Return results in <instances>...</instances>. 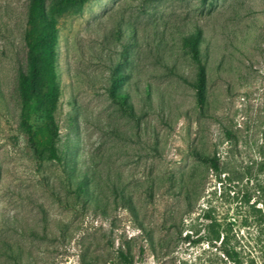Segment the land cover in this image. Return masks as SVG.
<instances>
[{
    "label": "rangeland",
    "instance_id": "1",
    "mask_svg": "<svg viewBox=\"0 0 264 264\" xmlns=\"http://www.w3.org/2000/svg\"><path fill=\"white\" fill-rule=\"evenodd\" d=\"M27 4L0 0V264H122L119 250L133 264H264V0H88L59 18L58 146L76 148L100 205L78 199L65 166L21 131ZM118 20L136 30L127 58L152 91L150 104L133 97L134 117L108 95L124 56ZM193 26L220 64L206 113L177 34ZM193 152L216 155L220 171ZM214 229L223 244L208 241Z\"/></svg>",
    "mask_w": 264,
    "mask_h": 264
},
{
    "label": "trees",
    "instance_id": "2",
    "mask_svg": "<svg viewBox=\"0 0 264 264\" xmlns=\"http://www.w3.org/2000/svg\"><path fill=\"white\" fill-rule=\"evenodd\" d=\"M87 1L28 0L24 31V42L27 49L26 67H19L17 74L20 97L19 119L21 131L27 141L33 146L46 149L51 160L65 166L67 181L74 195L89 205H100V194L102 193L100 182L90 175L89 170L77 167L75 157L78 153L74 146H58L59 127L54 119L60 97L57 62L58 21L67 13L80 11ZM178 31L181 47L195 67L194 81L188 83L194 90L197 108L200 112L206 113L209 109L207 86L210 74L215 70L218 73L220 64H217V67L213 66L210 41L207 40L204 30L199 26L178 28ZM112 33L119 42L124 56L120 58L121 61L110 67L108 95L124 113L134 117L133 97L138 96L143 103L150 104L152 91L149 84H142L139 78L134 79V72L127 58L129 50L137 43L135 28H125L118 20ZM259 44L264 45V41H260ZM122 63L126 66H122ZM76 122V115L70 114L69 127L73 128ZM226 133L231 135L228 130ZM193 156L214 172L220 171L219 158L216 155L193 152ZM122 200L127 202L124 197ZM209 219L212 227L215 222L210 216ZM213 232V238L208 241H218L223 244L222 231L214 229ZM222 253L231 262H236L233 252L223 248ZM118 256L122 264H133L127 252L119 250Z\"/></svg>",
    "mask_w": 264,
    "mask_h": 264
}]
</instances>
